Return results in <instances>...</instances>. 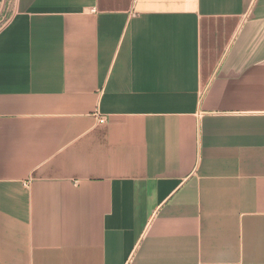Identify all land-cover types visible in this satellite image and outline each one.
Returning <instances> with one entry per match:
<instances>
[{"label":"crops","instance_id":"crops-1","mask_svg":"<svg viewBox=\"0 0 264 264\" xmlns=\"http://www.w3.org/2000/svg\"><path fill=\"white\" fill-rule=\"evenodd\" d=\"M0 264H264V0H0Z\"/></svg>","mask_w":264,"mask_h":264},{"label":"built area","instance_id":"built-area-1","mask_svg":"<svg viewBox=\"0 0 264 264\" xmlns=\"http://www.w3.org/2000/svg\"><path fill=\"white\" fill-rule=\"evenodd\" d=\"M101 122H103V121H101Z\"/></svg>","mask_w":264,"mask_h":264}]
</instances>
